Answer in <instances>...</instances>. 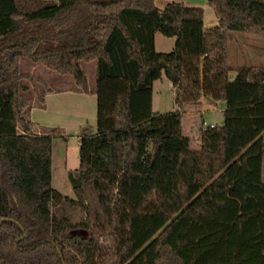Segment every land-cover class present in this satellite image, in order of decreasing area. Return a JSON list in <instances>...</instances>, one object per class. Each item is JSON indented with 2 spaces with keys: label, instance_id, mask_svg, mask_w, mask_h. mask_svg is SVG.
<instances>
[{
  "label": "trees",
  "instance_id": "1",
  "mask_svg": "<svg viewBox=\"0 0 264 264\" xmlns=\"http://www.w3.org/2000/svg\"><path fill=\"white\" fill-rule=\"evenodd\" d=\"M206 1L212 28L201 8L176 2L0 0V264H264V66L233 68L225 53L230 31L264 34V0ZM156 32L174 37L169 52L155 51ZM21 58L86 94L81 62L94 60L102 110L120 120L80 132L72 197L51 185L58 129L37 133L22 114L21 79L42 80L20 70ZM162 77L179 107L224 102L199 148L180 111L150 110ZM118 79L128 84L121 100L104 90Z\"/></svg>",
  "mask_w": 264,
  "mask_h": 264
},
{
  "label": "rangeland",
  "instance_id": "2",
  "mask_svg": "<svg viewBox=\"0 0 264 264\" xmlns=\"http://www.w3.org/2000/svg\"><path fill=\"white\" fill-rule=\"evenodd\" d=\"M176 2L186 6L198 7L203 10L204 28H212L217 25V17L213 8L208 5L206 0H154V4L162 9L167 3ZM174 44V37H167L159 32L155 33L154 49L157 52H169ZM226 63L231 67L241 65L253 68L264 66V34L258 31H230L225 39ZM87 71V81L91 86L96 87V91L87 94H75L71 89L61 91V80H58V72H55L45 65L39 63L38 66L30 68V61L27 58H21L19 68L22 72H28L30 75L39 77L42 81L30 82L23 78L20 85H26L28 91L22 93L29 101L27 117L36 122L38 133L48 134L54 129L58 131L52 134V155H51V185L64 195L73 196L68 173H75L78 167V136L83 130H91L93 133L104 130L118 128L120 120L117 117L106 116L100 104L101 92L104 81L95 78L94 69L90 70L91 61H82ZM35 65V64H34ZM49 69L55 73L49 77L51 85L56 89L52 94L45 96L44 105L39 106L38 95H41L49 82L46 77ZM47 72V73H45ZM63 75V74H62ZM67 75V74H64ZM229 75L233 77L234 71ZM66 77V76H65ZM48 80V81H49ZM111 83H116L112 80ZM119 84L116 88L108 87L104 90L114 92L119 99L127 94V91L121 88ZM103 86V87H102ZM109 86V84H108ZM98 87L102 88L98 91ZM36 89V90H35ZM151 106L152 112H168L178 110L182 114L183 134L189 137L190 147L199 148V132L205 124L221 125L223 122V113L218 108L224 105V102L215 101L209 98L206 102L198 106L196 102H187L182 107L174 103L175 93L172 88L167 86L165 78L158 79L151 89ZM201 97V96H200ZM111 105V104H110ZM212 109H214L212 111ZM108 110V109H106ZM264 141V135H263ZM261 178L264 180V150L261 162Z\"/></svg>",
  "mask_w": 264,
  "mask_h": 264
},
{
  "label": "crops",
  "instance_id": "3",
  "mask_svg": "<svg viewBox=\"0 0 264 264\" xmlns=\"http://www.w3.org/2000/svg\"><path fill=\"white\" fill-rule=\"evenodd\" d=\"M154 37H155V35H154ZM28 60V59H27ZM30 61V60H29ZM35 64V65H34ZM38 64L39 63H35V62H32V61H30V68L33 70V68H35L36 66H38ZM90 65V70L91 71H93V69H94V75L93 76H95V69H96V64H95V61L94 60H92L91 61V63H89ZM81 66H82V68H83V70L86 72V74H87V71H86V69L84 68V65H83V63L81 62ZM31 69H29V73H31L32 71H31ZM47 71H48V73L47 72H45V73H47V76L48 77H46L45 79H46V81L47 82H49V85H48V87H49V89L51 90L50 92H48V93H46L45 95H44V99H43V102L42 103H40L39 104V106H42V105H44V102H45V96L46 95H50V94H52L56 89L51 85V83H50V80H49V77L51 76H53L55 73H53V71H51V70H49V69H46ZM31 74H33V73H31ZM66 76V77H65ZM95 78H96V76H95ZM162 78H164V77H162ZM162 78H160V79H162ZM57 79L58 80H61L60 81V83L62 84L61 86H62V88H60V90L61 91H66V89H71L70 91H72L73 93H75V94H86V93H82V92H80L79 90H78V88H77V86H76V84L74 83V81L72 80V78L69 76V75H62V74H58V77H57ZM49 80V81H48ZM109 80H111V79H109ZM165 80H166V78H165ZM157 80H155V81H153V83H152V85H151V87H150V92H151V89L153 88V85H154V83L156 82ZM167 81V80H166ZM118 83H121L122 85H123V88L125 89V88H127V82H126V80H124V79H118ZM118 85V84H117ZM25 87H26V89L25 90H23V91H21L22 93H24V92H26V91H28V89H27V86L26 85H24ZM167 86L169 87V88H172L171 86H170V83L167 81ZM88 89H89V93H92V92H95L96 91V87H95V84H94V86H91L89 83H88ZM173 89V88H172ZM173 91H174V93H176V90H174L173 89ZM88 93V94H89ZM207 100H209V97H206V96H201L197 101H194V102H196V103H199V104H197L198 106H201L202 105V103H204V102H206ZM218 101H220V100H218ZM30 109V108H29ZM29 109L27 110V108L26 109H24L23 110V112H22V114H23V116L25 117V118H27V119H29L28 117H27V114H28V112H29ZM219 110H221V111H223V109H224V105L223 106H220L219 108H218ZM214 109H212V111H213ZM201 119H203V122H205V119H204V117L202 116V118ZM30 120V119H29ZM31 121V120H30ZM33 122V121H32ZM35 123V125H36V122H34ZM216 125V124H215ZM36 132H37V130H36ZM38 133V132H37ZM200 146V145H199Z\"/></svg>",
  "mask_w": 264,
  "mask_h": 264
},
{
  "label": "built area",
  "instance_id": "4",
  "mask_svg": "<svg viewBox=\"0 0 264 264\" xmlns=\"http://www.w3.org/2000/svg\"><path fill=\"white\" fill-rule=\"evenodd\" d=\"M214 125H215V124H209V125H206L205 122H203V127H202V128L207 127V126H209V127H213Z\"/></svg>",
  "mask_w": 264,
  "mask_h": 264
},
{
  "label": "water",
  "instance_id": "5",
  "mask_svg": "<svg viewBox=\"0 0 264 264\" xmlns=\"http://www.w3.org/2000/svg\"><path fill=\"white\" fill-rule=\"evenodd\" d=\"M178 92V90H176V93Z\"/></svg>",
  "mask_w": 264,
  "mask_h": 264
}]
</instances>
